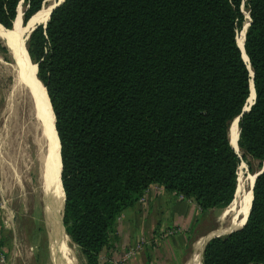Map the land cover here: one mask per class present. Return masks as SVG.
Listing matches in <instances>:
<instances>
[{
  "label": "trees",
  "instance_id": "16d2710c",
  "mask_svg": "<svg viewBox=\"0 0 264 264\" xmlns=\"http://www.w3.org/2000/svg\"><path fill=\"white\" fill-rule=\"evenodd\" d=\"M21 1L26 23L46 0H0L3 28ZM26 49L60 144L62 224L86 264L115 253L121 215L150 186L206 213L232 204L246 155L262 169L264 0H64ZM251 81L239 158L229 131ZM252 196L245 225L205 243L200 264H264V170Z\"/></svg>",
  "mask_w": 264,
  "mask_h": 264
},
{
  "label": "crops",
  "instance_id": "0c3cea01",
  "mask_svg": "<svg viewBox=\"0 0 264 264\" xmlns=\"http://www.w3.org/2000/svg\"><path fill=\"white\" fill-rule=\"evenodd\" d=\"M7 150V144L0 149V237L7 258L10 256L11 261L16 262L22 260V244L26 245L28 250L32 249L24 236L27 232L24 226L28 225L26 209L31 206L33 215L41 210L44 224L46 222L48 225L45 206L49 199L40 190L37 169L25 162L21 154H12ZM28 185L31 186V191H26L28 194L25 195ZM212 211L214 210L202 213L192 200L166 191L160 185H152L133 208L127 209L121 215L117 226L120 242L111 257L105 255L106 263L111 264L117 252L121 256L145 238L153 241L156 247L166 246V256H162L161 251L158 257L155 256L154 244L150 246L148 243L149 245H144L141 251L131 256L124 264H187L189 258L186 256L183 259V251L202 240L205 244L206 239L216 233H210L206 223Z\"/></svg>",
  "mask_w": 264,
  "mask_h": 264
},
{
  "label": "bare ground",
  "instance_id": "6f19581e",
  "mask_svg": "<svg viewBox=\"0 0 264 264\" xmlns=\"http://www.w3.org/2000/svg\"><path fill=\"white\" fill-rule=\"evenodd\" d=\"M52 7V5L43 7L30 19L27 27L30 28L35 24L47 21ZM16 26L17 21L13 28ZM21 35V32L17 33L14 29L5 32L0 28V37L6 40L11 51V59L14 63L13 66H9L11 67L12 85L8 90L5 109H3L1 118L3 119V114L9 110H11V114L8 115V118H4V124L2 123L0 131L4 136V141L10 152L12 154L14 152L19 153V155L21 154V156H24L25 162L37 169L36 171L39 173L38 179L41 185L40 190L49 199L45 207L48 211L51 210L55 214H58L63 209L64 203L58 169V151H60V147L47 106L46 91L36 76V66L33 68L29 64L25 51V42L24 40H20ZM242 39L243 34L237 39L239 47H242ZM23 102L25 103V107L23 106ZM18 111H21L23 116L19 115ZM229 132L231 133L230 140L234 143L237 136L235 123ZM238 153L240 155L242 154L240 149ZM252 182L253 179L250 183L248 194L244 196L243 208L245 217L243 223L251 206ZM59 223L61 225V220ZM243 223L240 226L234 223L230 228L218 229L215 235H224L241 227ZM56 252L57 258H61V264H71L65 258H62L63 248L58 246ZM196 263V258L193 256L189 264Z\"/></svg>",
  "mask_w": 264,
  "mask_h": 264
},
{
  "label": "rangeland",
  "instance_id": "374dc122",
  "mask_svg": "<svg viewBox=\"0 0 264 264\" xmlns=\"http://www.w3.org/2000/svg\"><path fill=\"white\" fill-rule=\"evenodd\" d=\"M56 2H57V0H48L42 5V8L50 6V5L53 6ZM24 11H25V5H24V3L21 2L19 4L17 17L13 23L12 28L11 29H5L1 25H0L1 26L0 28L5 32L12 31L13 29L15 31H17V33L21 32L22 35H21L20 40H22V41L24 40L25 47H26L27 34L31 30V28L33 27L32 26V27L28 28L27 27L28 22L39 11L36 14H34L26 23L24 22ZM16 21H17V26L15 28H13ZM35 25H37V24H35ZM25 51H26V56H27V59L29 61L30 66L34 68L35 65L30 61L28 54H27V49ZM13 65H14V63L11 59V51L7 45V42H6V40H4L0 37V128L2 126V123L4 124V122H3L4 118L5 119H6V117L8 118V115L11 114V110H9L7 113L3 114V119L1 118L3 109H5L6 97L8 94V90H9L10 86L12 85V78H11V74H10L11 73V69H10L11 67H9V66H13ZM8 69H9V71H8ZM6 71H8V72H6ZM34 71H35V69H34ZM46 99H47V95H46ZM23 106L25 107V103L23 104ZM24 110H25V108H24ZM18 114L23 116L21 111H18ZM0 136H1L0 137V149L1 148L3 149V145L6 144V142L4 141L5 139H4V136L2 135L1 131H0ZM260 170H261L260 169V163L246 155L244 160L241 162L240 167H239L238 185H237L235 197H234L232 204L229 205L228 207L224 208V209L212 211L211 215H209V217L206 221L207 225L209 226L208 231H211L210 233L213 234L218 229L230 228L233 226L234 223L239 224V226L243 223V220L245 217L244 216V208H243L244 207L243 201L245 199L244 196L246 194H248L250 183H251L252 179L254 180V176ZM60 184H61V182H60ZM30 189H31V186L28 185V188L25 190V195L28 194V193H26V191L27 192L31 191ZM63 199H64V197H63ZM32 212H33V210L31 209V206H30V208L26 209L25 215H26V217H28L27 218L28 225H27V227L24 226V228H25L24 230H27V232L24 233V236L27 239L26 241L31 244L32 249L28 250L26 245L22 244V246H23L22 250H21V252H23L22 260L14 262V260L11 261L12 257L8 256V258H7L8 264H10L9 262H12V263L14 262L13 264H61V258H57V256H56L57 255L56 250L58 249V246L60 248H63L62 258H65L66 261L70 262L71 264H86V262H85L83 256L81 255L79 249L71 242V240L66 235L62 223H61L62 226L59 223V221L61 220L62 210L58 214H55L51 210L50 211L47 210L48 225L46 224V222L44 224V219L41 216L42 215L41 210H38L36 213H34V215ZM30 217H32V218H30ZM210 223L212 225H210ZM200 242L197 245L196 244H194L192 246L190 245L191 246L190 248L188 247V249L183 251L184 252V255H182L183 259L186 258V256H188L187 258H189V261L187 264L190 263V260L193 256H195V258H196V262H197L196 264H200L199 257L201 254V250H202L204 241L202 240ZM148 243L150 244V246H152L154 244L153 241H151V240L149 241V240H146L145 238H143V244L141 245V247L139 248V245H136L139 248V250L137 252L141 251L142 247ZM153 246L155 247L154 253H155V256H157V257H158V255L161 254V253H159L160 251L162 252V254H161L162 256H166L165 253L166 252L168 253V250L165 248L166 246H164V245H161L160 247H156L154 244ZM129 249H131V248H129ZM129 249H127L123 253V255H121V256L119 255L120 253L117 252L116 257L114 258V260L111 264H124L127 261V260H125V253ZM26 250L29 252V254ZM30 253H32V254L30 255ZM27 254H28V258H26ZM100 261L102 264L106 263V256L104 254L100 255Z\"/></svg>",
  "mask_w": 264,
  "mask_h": 264
},
{
  "label": "water",
  "instance_id": "95a60500",
  "mask_svg": "<svg viewBox=\"0 0 264 264\" xmlns=\"http://www.w3.org/2000/svg\"><path fill=\"white\" fill-rule=\"evenodd\" d=\"M46 1H48V0H46ZM46 1H45V2H46ZM21 2H22V1H21ZM63 2H64V0H57V2L53 5L52 10L50 11V14H49V16H48V19H49L50 15H51L52 11H53L54 9H56L57 7H59ZM18 8H19V7H18ZM48 19H47V21H48ZM47 21H45V22L42 23V24L45 26L46 23H47ZM39 25H41V23H40V24H37V25H35V26H33V27L31 28V30H30V31L28 32V34H27V38H26V40H28L30 33H31V32H32L37 26H39ZM247 25H248V24H247ZM246 28H247V26L245 27V30H244V32H243V39H242L243 42H244V36H245ZM243 42H242V47H239V46H238V47H239V49H240V51H241V53H242V57H243L244 62L248 64V58H247V56H246V54H245V51H244V45H243ZM35 66H36V68H37V65H35ZM247 69H248V71L250 72V75H251V77H252V76H253V73H252V71H251L249 65L247 66ZM254 98H255L254 88H253V83H252V81H251V83H250V95H249V98L247 99L246 105H245V107L243 108V111H242L241 115H240L235 121H233L232 124H231V126H230V131H231V127H232V125H233L234 123H235V125H236L237 136H236V139H235V142H234V143L230 140V144H231V147L234 149V151H235L237 154H238V150H239V147H238V137H239L238 121H239V118H240L244 113H246V112H248V111L250 110V107H251V105H252V103H253V101H254ZM230 134H231V133H230ZM59 145H60V144H59ZM239 158H240V155H239ZM263 170H264V164H263L262 169H261V170H260L255 176H254V180H253V183H252V186H251V192H252V190H253V186H254L255 179L257 178V176H258L259 174L262 173ZM252 198H253V196H252ZM64 201H65V198H64ZM251 202H252V199H251ZM250 207H251V206H250ZM63 211H64V203H63V209H62V214H61V223H62V219H63ZM249 211H250V209H249ZM248 214H249V212H248ZM247 218H248V215H247V217H246V219H245V221H244V223H243V225H242L241 227H243V226L245 225ZM62 225H63V224H62ZM241 227H239V228H237V229H234V230H232V231H230V232H228V233H226V234H229V233L235 232L236 230L240 229ZM226 234H224V235H226ZM224 235H222V236H224ZM215 237H220V235L217 236V235H214V234H213V235L209 236V237L206 239L205 243H207L210 239L215 238Z\"/></svg>",
  "mask_w": 264,
  "mask_h": 264
},
{
  "label": "built area",
  "instance_id": "2783aa9c",
  "mask_svg": "<svg viewBox=\"0 0 264 264\" xmlns=\"http://www.w3.org/2000/svg\"><path fill=\"white\" fill-rule=\"evenodd\" d=\"M142 244H143V240H141L136 245H139V248H140ZM136 245H135V247H133L132 249H129L125 253V260H128L131 256H133L139 250L138 246H136ZM0 264H8L7 255H6V252L3 249V246L1 243V237H0Z\"/></svg>",
  "mask_w": 264,
  "mask_h": 264
}]
</instances>
